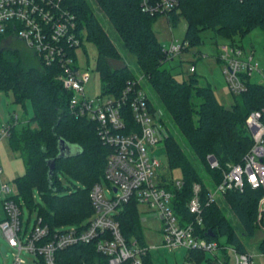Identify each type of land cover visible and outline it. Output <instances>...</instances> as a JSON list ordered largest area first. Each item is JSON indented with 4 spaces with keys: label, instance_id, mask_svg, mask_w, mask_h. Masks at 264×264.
Segmentation results:
<instances>
[{
    "label": "trees",
    "instance_id": "16d2710c",
    "mask_svg": "<svg viewBox=\"0 0 264 264\" xmlns=\"http://www.w3.org/2000/svg\"><path fill=\"white\" fill-rule=\"evenodd\" d=\"M94 1L113 27L122 47L136 58L138 69L204 166L206 177L168 130L164 147L169 167L180 168L183 174L180 189L174 187L175 181L166 185L174 192L173 208L177 216L182 224L194 221L188 203L194 185H201L204 206V225L198 227L201 237L248 252L247 241L258 233L255 221L264 188L229 191L209 206L206 196L208 187L221 182L222 169L241 163L251 149L253 139L246 120L252 112L264 109V83L252 82L251 77L245 75L246 90L234 96L230 107L225 106L217 99L214 88L210 84L202 85L195 72L180 81L164 67L169 58L153 30L159 15L152 16L146 11L142 0ZM64 5L76 15L84 44L92 42L98 48L97 69L102 95L119 96L127 82L137 79L134 71L127 64L113 65L123 57L89 0H65ZM167 17L173 26H177L181 17L187 20L183 51L201 46L204 30L228 35L231 45L242 47L240 41L246 35L257 28L264 29V0H179L178 7ZM3 42L4 35H0V92L12 91L15 102L23 107L30 101L33 108L30 121L36 125H12L9 130L11 148L21 154L25 165V172L14 180L18 193L13 199L23 210L21 198L31 206L33 191L38 189L46 205L39 207L36 221L42 218L52 230L87 224L94 213L90 191L104 178L107 159L113 149L103 143L95 122L76 118L71 113V94L58 80L60 71L56 67L40 65L19 41L13 42L19 45L6 48ZM26 50L36 63L26 60ZM151 105L156 108L152 99ZM61 140L80 153L59 159ZM209 154L219 160L221 169L209 166ZM51 160H55L52 176L48 166ZM63 176L69 181L68 185H64ZM227 209L232 219L227 216ZM118 220L128 241L136 237L145 244L139 207L135 202L122 208ZM258 249L264 251L263 242ZM187 262L215 264L209 255L197 250L187 251ZM58 264H106V258L93 246L78 245L60 252ZM144 264H153L151 253L144 256Z\"/></svg>",
    "mask_w": 264,
    "mask_h": 264
},
{
    "label": "built area",
    "instance_id": "2783aa9c",
    "mask_svg": "<svg viewBox=\"0 0 264 264\" xmlns=\"http://www.w3.org/2000/svg\"><path fill=\"white\" fill-rule=\"evenodd\" d=\"M64 3L65 0H0V35H4V41L22 43L40 65L60 71L58 80L71 94V113L76 118L95 122L99 137L113 149L104 171L107 185L98 182L92 187L90 199L94 213L87 224L52 230L39 218L28 235V230L23 229V210L13 199L10 185H1L5 218L0 222V229L16 253L13 264H58L60 252L78 245L93 246L106 258V264H144V256L150 253V248L136 237L128 241L118 220L122 208L131 202L138 207L147 206V213L161 220L163 245L170 250L202 251L216 264H257L255 254L249 251L241 252L222 241L201 237L198 227L204 225V206L199 184L194 185L188 203L195 219L182 224L173 208L174 192L166 186L169 182L161 175L162 163L155 152L157 146L164 144L168 130L151 105L152 98L141 79L127 82L119 96L87 97L91 70L79 65L78 56L85 48L84 38L76 15ZM178 4L179 0H142L144 9L152 16L168 15ZM183 50V43L178 41H172L165 49L169 59ZM219 51L234 95L246 90L245 75L251 77L257 71L264 77L259 64L253 62L252 52L245 53L242 47L231 44L219 47ZM190 72H195L194 66ZM128 118L132 122H128ZM246 124L253 145L241 163L222 169L218 185L208 187L207 206L218 202L229 191L264 188V109L252 112ZM12 125L4 128L0 140L9 137ZM207 161L212 169H221L214 155H207ZM182 184L177 181L174 187L180 189ZM255 225L262 236L257 244L259 248L264 243V197L258 204ZM22 252L33 260L28 262ZM257 252L264 258V251L258 249Z\"/></svg>",
    "mask_w": 264,
    "mask_h": 264
},
{
    "label": "rangeland",
    "instance_id": "374dc122",
    "mask_svg": "<svg viewBox=\"0 0 264 264\" xmlns=\"http://www.w3.org/2000/svg\"><path fill=\"white\" fill-rule=\"evenodd\" d=\"M94 11L98 15L105 30L114 40L115 44L120 50L123 57L121 61L113 62L114 66H122L127 64L134 71L137 78L141 79V83L145 90L148 92L152 101L162 117L163 124L165 123L169 130L181 143L186 153L194 160L197 166L200 168L203 176H207L204 173V166L199 162L195 153L191 150L189 144L185 141L183 135L173 122L170 113L168 112L166 106L162 103L158 95L151 88V85L143 74L141 70L138 69L136 65V58L128 53L123 47L121 42L117 39L116 32L114 31L111 24L104 17L100 9L98 8L94 0H89ZM187 29V20L181 17L177 26H173L167 15L161 14L153 23V30L165 49H168L172 41H178L180 44L184 41L185 33ZM203 44L199 47H195L189 51H182L179 55H176L172 60L168 59L164 67L168 68L172 74H174L178 80L182 81L191 74L190 68L195 66L197 72L195 76L201 80L202 85L210 84L214 90L217 99L223 103L225 106L230 107L234 102V95L229 88V85L224 74L222 61L219 59V47L230 45L231 39L228 35L216 33L213 30H204L201 33ZM10 41H4L3 46L11 47L17 46ZM240 45L244 49L245 53H253V62L259 64V69L264 74V29L257 28L253 32L246 35L241 41ZM85 49L79 51V65L83 68H88L91 70V77L86 85L87 97L90 99L97 98L102 95L101 77L97 69V58H98V48L92 43L85 41ZM21 47V45H20ZM218 52V54H216ZM24 56L27 61H32L36 63L30 52L27 50L24 52ZM251 81L255 83H264V77L260 75L257 71L253 72L251 75ZM18 114L20 119H31L33 116V108L30 101L26 103V107L18 105L15 102V97L12 91L0 92V133L4 128L9 125V122L15 118ZM31 125L35 127V123L28 120L26 123H22L20 126ZM5 143H9L8 138L5 137L0 140V165L4 169V173L1 176V183L9 184L11 187L12 194H17L18 189L14 182V178L24 171L23 162L12 154L11 148L8 150L5 147ZM156 156L162 163V168L160 169L162 177L167 179L168 182L171 181H181L183 179V174L180 168L171 169L168 164V157L165 151L164 144H160L155 148ZM64 185H68V180L64 176ZM74 181V180H73ZM106 187V182L104 178L102 181ZM82 186V185H80ZM1 194V193H0ZM34 203L30 206L26 201L21 198V203L23 205V229L28 230L26 234L28 235L33 229L37 213L40 206H45V200L41 197L38 189L33 191ZM0 208L3 209L2 203L0 201ZM148 207L145 205H140L139 215L140 222L143 230V235L145 238V245L150 248V253L152 255L153 264H186V254L187 251L183 249H169L163 245V238L161 235L162 223L159 218L152 216L148 212ZM227 216L232 219L229 210L227 209ZM72 226V225H71ZM71 226L60 227L59 229H68ZM26 235V236H27ZM25 236V238H26ZM262 236L257 233L254 239L247 241V248L250 253L255 254V261L257 264H264V258L258 255V241ZM24 238V239H25ZM2 247L6 249L4 254ZM15 251L11 249L8 245L6 237L3 235L0 229V264H13L15 260ZM23 257L31 262L33 257L22 252ZM216 264V263H215Z\"/></svg>",
    "mask_w": 264,
    "mask_h": 264
},
{
    "label": "crops",
    "instance_id": "0c3cea01",
    "mask_svg": "<svg viewBox=\"0 0 264 264\" xmlns=\"http://www.w3.org/2000/svg\"><path fill=\"white\" fill-rule=\"evenodd\" d=\"M216 54H218V52L216 53ZM173 59V58H172ZM171 59V60H172ZM223 64V63H222ZM195 67V66H194ZM197 72V68H195V73ZM16 116V118H13V120L11 121V122H9V124H14V125H20V124H22V123H26L28 120H30V119H20V117L18 116V114H16L15 115ZM15 120V121H14ZM24 125V124H23ZM8 141H9V139H8ZM5 147H6V149L8 150L9 148H11V145H10V141H9V143H5ZM11 150H12V154H14V156H16L17 158H19L22 162H23V165H24V161H23V158H22V156H21V154L19 153V152H17V151H14L12 148H11ZM25 172V165H24V171L22 172V174ZM3 173H4V169H3V167L0 165V179H1V176L3 175ZM22 174H19L18 176H16L15 178H14V180L17 178V177H19V176H21ZM0 183H1V181H0ZM1 186V185H0ZM16 194H14V196H15ZM0 201H1V203H2V206H3V195L2 194H0ZM140 207V206H139ZM146 214H147V212H145ZM5 218V211H4V207H3V209H1L0 208V222L3 220ZM186 264H189V262H187V254H186Z\"/></svg>",
    "mask_w": 264,
    "mask_h": 264
},
{
    "label": "water",
    "instance_id": "95a60500",
    "mask_svg": "<svg viewBox=\"0 0 264 264\" xmlns=\"http://www.w3.org/2000/svg\"><path fill=\"white\" fill-rule=\"evenodd\" d=\"M79 153L80 151L76 147L70 146L63 140L60 141V154L58 156L59 159L69 158ZM48 166H49V174L50 176H52L55 170V160L49 161ZM2 251L4 254L6 253V249L4 247H2Z\"/></svg>",
    "mask_w": 264,
    "mask_h": 264
}]
</instances>
